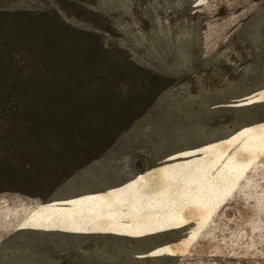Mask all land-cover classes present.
<instances>
[{
	"label": "rangeland",
	"instance_id": "obj_1",
	"mask_svg": "<svg viewBox=\"0 0 264 264\" xmlns=\"http://www.w3.org/2000/svg\"><path fill=\"white\" fill-rule=\"evenodd\" d=\"M5 84L0 105L20 102L0 129V264H264V0H0ZM119 137V167L201 162L183 226L28 225L99 187L85 165Z\"/></svg>",
	"mask_w": 264,
	"mask_h": 264
},
{
	"label": "crops",
	"instance_id": "obj_2",
	"mask_svg": "<svg viewBox=\"0 0 264 264\" xmlns=\"http://www.w3.org/2000/svg\"><path fill=\"white\" fill-rule=\"evenodd\" d=\"M121 142L119 137L85 165L99 187L35 210L28 225L97 239L141 238L183 226L188 209L203 196L201 162L166 164L164 158L148 164L146 159L135 163L128 158L119 167L120 149L125 147Z\"/></svg>",
	"mask_w": 264,
	"mask_h": 264
},
{
	"label": "trees",
	"instance_id": "obj_3",
	"mask_svg": "<svg viewBox=\"0 0 264 264\" xmlns=\"http://www.w3.org/2000/svg\"><path fill=\"white\" fill-rule=\"evenodd\" d=\"M6 78H7V76H6ZM5 78V82L6 83H8V87L9 88H12L13 86H11V84H10V79H9V77L6 79ZM7 85L5 84V85H3V86H1V88L0 89H4V87H6ZM14 88V87H13ZM12 88V89H13ZM151 94V93H150ZM151 95H153V92H152V94ZM106 101L105 102H107V103H110V105L112 106L113 105V100H110L111 99V96H107L106 97ZM20 102V100L19 99H17V97H15V99H14V102H8V104H10L9 106H6V105H0V129L2 128V127H4V125H5V123L6 122H8V120H9V118H11V120H13L14 118H13V114H12V109H13V106L14 105H17L18 103ZM78 103V102H77ZM26 105V103L25 104H23V107ZM18 107L19 106H16L15 108H17L18 109ZM149 108V107H148ZM148 108H146L145 109V111H147L148 110ZM24 109H27L26 108V106L24 107ZM114 109H116V108H106V109H103V110H99L100 111V114H101V112H104V113H106L107 115V117L105 118V119H108V117L109 118H111L112 116H110V113L112 112V110H114ZM130 111V109H126V108H118V112H120V113H125V112H127V111ZM78 111H79V113L82 111V109L79 107L78 108ZM84 111V110H83ZM144 111V112H145ZM142 116H144V114L143 115H141V116H139L138 117V119L140 118V117H142ZM118 117V116H117ZM62 118V117H61ZM111 119H113V118H111ZM114 119H116L115 117H114ZM137 119V120H138ZM10 120V121H11ZM86 135H90V134H86ZM121 135V133H119V134H117V136H120ZM115 136H116V134H115ZM113 143V142H112Z\"/></svg>",
	"mask_w": 264,
	"mask_h": 264
}]
</instances>
